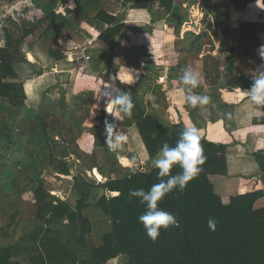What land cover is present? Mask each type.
<instances>
[{
    "label": "rangeland",
    "instance_id": "1",
    "mask_svg": "<svg viewBox=\"0 0 264 264\" xmlns=\"http://www.w3.org/2000/svg\"><path fill=\"white\" fill-rule=\"evenodd\" d=\"M124 1L0 0V47L6 42H15L9 52L17 76L8 82L23 85L21 80L43 74L39 69L42 67L52 70L57 66L67 73L44 72L46 77L40 81L37 97L38 87L34 86L33 105L16 111L12 122L0 121V243L23 245L24 253L20 256L25 263L32 260L29 247L32 243H57L63 252L61 258L73 262L79 253V243H85L80 242V223L74 212L81 195H88L89 206L96 205L105 194L102 186L105 182L139 172L127 161L144 163L140 173L156 168L154 160L159 155L148 156L137 130L138 121L152 116L166 124L170 131L177 125L184 128L194 125L202 139L209 119L208 109L219 100L225 88L224 78L232 63L229 49L232 46L227 38L230 37L233 0H175L172 16L164 26L161 24V30L167 34L162 51L153 54L147 48L146 60H141L145 69L143 81L121 84L110 73L103 74L105 68L110 67L109 63L101 62L102 57L109 54H106L107 48L92 45V42L79 43L78 38L89 34L88 28L93 29L96 16L101 12L115 16V25L119 24L123 13L130 8ZM26 31L33 34L26 36ZM119 35L123 42L128 38L129 43L135 40L133 35L127 37L125 29ZM146 39L150 41V37ZM28 53L39 61L34 71L29 70L33 65L26 60ZM186 67L201 74L200 85L194 91L210 97V103L204 108L170 100L168 93L174 87L180 88L179 78ZM78 68L130 93L134 103L131 115L117 114V120L112 109H107L104 115L97 112L94 91L74 95V81L69 71L75 73ZM170 72L176 81L168 89L170 82L166 85L162 80ZM29 93L31 95L30 89ZM106 120L129 136L130 142L123 144V151L101 147L99 141L106 136ZM98 173L103 177L102 182L97 179ZM65 179L72 184L68 185ZM39 188L46 191L52 205L63 203L71 211L68 219L50 226L36 220L34 192ZM222 202L228 205L227 199ZM101 217L102 224L94 225L92 221V234L86 238L92 243L103 241L112 231L109 218Z\"/></svg>",
    "mask_w": 264,
    "mask_h": 264
},
{
    "label": "trees",
    "instance_id": "2",
    "mask_svg": "<svg viewBox=\"0 0 264 264\" xmlns=\"http://www.w3.org/2000/svg\"><path fill=\"white\" fill-rule=\"evenodd\" d=\"M124 2L132 6L135 0ZM159 5L170 14L175 1L159 0ZM246 5L250 9L254 7L259 10L264 6V0H246ZM131 6L124 15V23L121 24L115 25V16L99 13L96 20L109 28L103 33L88 28V33L103 43H110L124 28L146 27L150 22L147 10L133 9ZM240 27V39L254 42L259 52L264 46V24L249 23L242 19ZM155 28L161 30L162 26L157 25ZM31 34L33 31L25 32L26 36ZM14 43L6 42L4 47H0V98L7 99L8 104L15 111H19L25 107L27 97L23 85L8 82L17 76L9 52V47ZM26 60L31 65L39 64L38 59L31 53L27 54ZM54 69L53 67L46 72L52 73ZM236 85L238 82H228L230 87ZM105 87L116 86L102 78L85 74L81 68L77 69L73 94L78 95L85 90L94 91L95 109L102 115L107 111L104 99H100V92ZM231 101L229 93H224L222 101L209 108L213 124L208 125L206 136L200 139L203 155L206 157L201 166L202 171L188 183L183 192L173 190L158 204L161 209L176 217L178 226L161 229L159 237L153 242L138 219L144 213L145 206L137 198L129 200V190L147 191L163 179L158 177L157 168L147 173L138 172L130 177L110 179L102 185L105 194L100 197L95 207L110 219L112 231L103 237L104 246L93 251L91 263L81 264H106L120 254L129 257V264H264V194L258 188L228 192L225 186V178L237 172L250 173L253 167L248 162L235 159L232 152L230 153L231 146L215 144L212 141L218 129L228 120L225 114L230 112ZM136 126L150 158L159 155L164 143L174 146L184 129L177 125L170 131L152 116L144 117ZM126 136L127 141L123 144L130 142L129 136ZM102 138L99 142L103 148L107 146V137ZM256 160L264 173V158L256 157ZM180 171L176 166L171 174L175 175ZM98 174L103 180L102 175ZM65 182L72 184L68 179ZM222 196L229 197L228 205L223 204ZM34 199L36 220L44 226L65 221L71 214L63 203L52 205L48 194L42 188L34 192ZM88 206V195L83 194L74 208L80 223V242H84L86 236L91 234V224L82 215V211ZM209 218L217 222L214 231L208 227ZM11 256L10 249L0 251V261L3 264H10Z\"/></svg>",
    "mask_w": 264,
    "mask_h": 264
},
{
    "label": "crops",
    "instance_id": "3",
    "mask_svg": "<svg viewBox=\"0 0 264 264\" xmlns=\"http://www.w3.org/2000/svg\"><path fill=\"white\" fill-rule=\"evenodd\" d=\"M231 5L232 14H230L229 19L230 37L227 38V43H230L232 46L229 48L232 63L228 66L226 78H224L226 85L221 97L214 104L210 105V107L221 102L224 93H229V96L232 99L229 105V110L232 113V119H228L222 124L221 128L218 129L217 134L213 136L212 141L215 144H222L228 147L231 146L230 153L232 152L235 159H237L239 162H248L253 167L250 173L244 174L237 172L228 178H225V186L227 191L242 192L251 191L255 188H258L264 194V173L260 170L256 160V157L264 158V108L253 106L249 102L247 96L241 92V90L243 92H247L251 88L253 76L258 70H261V66L264 65V59L261 58L260 50L259 52L257 51L256 44L254 42L240 39V23L242 19L249 23L253 22L264 24V6H262L259 10L254 7L250 9V6L247 7L246 5V0H233ZM133 6L135 9H146L150 16V22L146 27L124 28L128 31L127 37L129 35H133V37H135V40L130 38V40H132L131 43H129V38L125 39L126 41L124 42L121 41V35L112 40L110 43H103L90 34H85L82 35V38H78L79 43L83 44L87 42V44H89L92 42V45L95 43L97 46L101 45L104 46V48H107L108 52L106 54H109L104 55L101 62H105L106 64L109 63L110 67H106L104 70L106 73L103 74L106 75L107 73H110L112 78L118 82L121 81V84H125L127 81H143L142 76L145 74V69L141 64V60H146L145 53L148 51L147 48H150L153 54L158 52L160 53L163 48L161 45L164 43V39H166L164 36L167 35L163 32L164 30H157L155 27L161 24L164 26V23L172 16L174 12V10H172V12L169 14L164 8L160 7L159 0H135ZM125 13L126 11L123 13L122 20L119 24L124 23ZM92 26L93 30L98 33H103L109 28L106 24L97 20ZM147 34L149 36H147ZM147 37H150V41H147ZM140 38L142 41L139 40ZM141 42H146L147 45L145 46ZM119 54H122L121 57L118 56ZM113 62L115 64H113ZM43 68L45 67L39 68L42 70L43 74L35 77L31 76L21 80L24 85L27 97V101L23 110L29 109V105H33L35 97L38 96L39 91L41 90L40 81H44L46 77L45 74L48 69L46 68L43 70ZM54 68L55 69L52 73L57 71L55 74H59L60 71H62V73L67 74L66 71L59 70L57 66H54ZM34 69H37L34 67V65L29 67V70L31 71H34ZM96 69V66H94L93 71L96 72ZM69 72L70 75L72 74L71 81H74L76 72ZM162 81H165L166 85L170 82V85L168 86V89H170L171 85L174 84V81H176V78L175 75L170 72L169 74L165 75ZM34 82H37L36 85H34ZM228 82H238V85L240 86L236 85L230 87L228 86ZM34 86L35 88L38 87L35 97ZM29 89L31 91V95L29 93ZM168 94L170 96V100L172 99L174 102L182 103L184 101L182 96L179 94V88L174 87V89H172ZM15 114L16 111L8 104L7 99L0 98V121H11ZM208 114L209 119L205 128L203 129L201 135L202 139L206 136L208 125L211 126L213 124L211 122L212 117L209 113V109ZM164 125L166 126V124ZM127 162L129 163L130 167L139 172H142L143 168L145 167V164L141 162ZM89 175L92 177L91 173H89ZM97 179L100 181L102 180L100 175L97 176ZM223 199H227L229 204L230 200L228 196H222V201ZM82 215L84 218L88 219L91 224V234L93 230L92 221L94 220V225L102 224L103 222L101 217L103 214L95 207V205H90L84 209L82 211ZM91 234L86 236V238H88ZM86 238L85 243H79L80 249L78 251L79 253L77 259L73 260L71 263H68L67 259L61 258L63 252L60 250L61 247L58 246L57 243H32V245L29 246L32 250L31 254L29 253L32 260L31 262L29 261L27 263L23 262V257L22 255L20 256V253H24L22 250L23 245L19 246L21 250H17L19 247L16 245H4L5 243H0V251H3V249H10L12 253L10 264L91 263L93 259V251L102 248L104 243L100 239L97 242L92 243L90 239ZM129 262V257L126 254H120L116 256V258L111 259L106 264H129ZM0 264L3 263L0 261Z\"/></svg>",
    "mask_w": 264,
    "mask_h": 264
},
{
    "label": "clouds",
    "instance_id": "4",
    "mask_svg": "<svg viewBox=\"0 0 264 264\" xmlns=\"http://www.w3.org/2000/svg\"><path fill=\"white\" fill-rule=\"evenodd\" d=\"M71 6V5H70ZM260 56L264 59V46L261 47ZM179 94L191 107L204 108L210 103V97L196 93L194 90L200 85L201 74L192 67L183 69L179 78ZM241 92L247 96L249 102L258 108H264V65L253 76V83L247 92ZM104 99L106 110L112 109V115L117 119V114L131 115L134 103L128 92H122L117 87H105L100 92V99ZM108 112V111H107ZM225 118L231 120L232 113L225 114ZM106 145L110 150H118L127 140V136L118 131L115 123L105 121ZM206 157L200 145V130L196 126L184 128L174 146L164 143L159 158L154 160V166L158 169V183L153 184L149 190H129V200L137 198L140 204L145 206V211L138 219L144 226L147 236L155 242L159 237L161 229H168L170 226H178L176 217L163 209L158 204L166 195L178 190L183 192L188 183L195 179L202 171V165ZM178 166L181 170L173 175L171 170ZM216 221L208 219V227L215 230Z\"/></svg>",
    "mask_w": 264,
    "mask_h": 264
}]
</instances>
